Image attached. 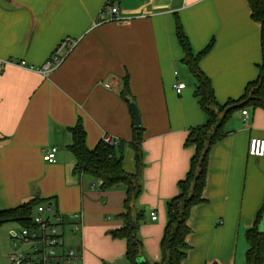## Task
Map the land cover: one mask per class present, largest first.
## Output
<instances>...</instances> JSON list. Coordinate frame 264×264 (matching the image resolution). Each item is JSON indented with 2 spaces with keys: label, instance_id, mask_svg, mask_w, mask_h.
Masks as SVG:
<instances>
[{
  "label": "crops",
  "instance_id": "obj_1",
  "mask_svg": "<svg viewBox=\"0 0 264 264\" xmlns=\"http://www.w3.org/2000/svg\"><path fill=\"white\" fill-rule=\"evenodd\" d=\"M109 2L0 0V210L50 201L64 220L65 247L78 250L82 264H130L126 241L111 235L124 227L126 188L104 190L94 177L74 173L68 149L78 122L90 150L105 136L116 146L131 142L134 119L121 94L127 79L145 130L142 193L133 209L142 214L143 256L159 264L167 202L179 195L195 151L186 139L207 122L183 62L176 18L194 55L212 42L200 68L220 105L239 99L257 79L261 27L247 0ZM113 6L119 19L104 13ZM67 38L77 43L62 65L48 78L38 73ZM178 82L186 85L182 94L175 91ZM244 111L246 122L243 111L235 113L228 135L210 152L206 202L193 208L182 264H241L240 253L245 264V233L264 200V157L249 155L250 140L264 139V111ZM50 147L58 149L55 164L43 160ZM119 150L125 170L134 173L133 150Z\"/></svg>",
  "mask_w": 264,
  "mask_h": 264
},
{
  "label": "trees",
  "instance_id": "obj_2",
  "mask_svg": "<svg viewBox=\"0 0 264 264\" xmlns=\"http://www.w3.org/2000/svg\"><path fill=\"white\" fill-rule=\"evenodd\" d=\"M119 0H110L109 5ZM251 10V18L260 24V46L262 59L258 68V77L250 82L243 95L237 100H229L224 105L216 101L215 91L210 79L202 72L200 63L211 51L212 42L198 55H194L190 42L186 37L179 18H176V37L183 50V62L196 81L195 96L207 116L206 124L191 128L185 142L186 147H194L195 151L190 161L189 171L178 183L179 195L167 202V224L161 240L162 260L159 264H182L187 258L190 247L187 237L191 230L188 226L193 208L206 202L204 190L207 186L209 156L212 148L227 135L226 126L233 115L249 108L264 111V0H247ZM122 98L130 107L131 94L127 79L124 83ZM131 110V107H130ZM132 111V110H131ZM144 128H135L129 143L120 142L117 146H106L102 142L90 150L86 145L85 130L80 122L70 129L72 142L69 151L76 159L74 173L86 174L103 181L102 188L110 190L123 186L126 188L123 214L124 227L111 235L115 239L126 241V258L130 264H138L137 259L143 255V244L138 236L141 213H134V205L142 193L141 177L144 167L142 145ZM128 145L134 152L135 172L128 173L124 168V157L119 150ZM42 204H51L38 198L23 205L0 210V228L8 223L17 224L22 228L34 226L33 217L36 208ZM134 218L137 227H132ZM264 219L263 205L256 216L254 225L245 233L248 249L245 254V264H264V231L259 230Z\"/></svg>",
  "mask_w": 264,
  "mask_h": 264
},
{
  "label": "built area",
  "instance_id": "obj_3",
  "mask_svg": "<svg viewBox=\"0 0 264 264\" xmlns=\"http://www.w3.org/2000/svg\"><path fill=\"white\" fill-rule=\"evenodd\" d=\"M104 13L111 16V18L119 19V8L113 6L112 8L104 9ZM76 41L69 38L65 39L58 48L54 51L49 60L42 66L35 68L38 73L48 78L50 74L58 69L64 62L66 55L75 46ZM19 67L24 66L23 62L16 64ZM177 94H182L186 89L183 82H178L175 86ZM247 119V111L242 112ZM102 144L106 146H116L117 141L110 136H105L102 139ZM56 147L48 148L43 156V160L48 164H55L57 162ZM249 155L252 157H264V139L252 138L250 140ZM98 184L102 187L103 181L99 180ZM75 219L80 218V215H75ZM153 221L157 220L155 213L151 214ZM64 220L62 216L56 211L52 204H42L36 208L33 217L34 226L31 228H19L10 232L11 239L15 246L20 243L25 246L24 249L18 250L9 256L12 264H82L83 257L78 250L74 248H66L61 231V225ZM74 230L78 231L79 226L75 225Z\"/></svg>",
  "mask_w": 264,
  "mask_h": 264
},
{
  "label": "rangeland",
  "instance_id": "obj_4",
  "mask_svg": "<svg viewBox=\"0 0 264 264\" xmlns=\"http://www.w3.org/2000/svg\"><path fill=\"white\" fill-rule=\"evenodd\" d=\"M15 228L19 229L21 227L18 226L17 224L8 223L0 228V264H12L9 259V256L16 251L25 248V246L22 245V243H20L19 246L14 245V242L10 236V232ZM243 256L244 254L242 255V253H240V256L238 257L239 262H241V264H244ZM237 264H239L238 259H237Z\"/></svg>",
  "mask_w": 264,
  "mask_h": 264
},
{
  "label": "water",
  "instance_id": "obj_5",
  "mask_svg": "<svg viewBox=\"0 0 264 264\" xmlns=\"http://www.w3.org/2000/svg\"><path fill=\"white\" fill-rule=\"evenodd\" d=\"M130 107L132 110V115H133V119H134V124H135V128L139 129L142 127V122H141V118H140V113L138 110V107L136 106V104L130 100ZM132 227L136 228L137 227V220L134 218L133 222H132ZM259 230L261 232L264 231V219L262 221V223L260 224ZM137 263L138 264H151L143 255L139 256L137 259Z\"/></svg>",
  "mask_w": 264,
  "mask_h": 264
}]
</instances>
